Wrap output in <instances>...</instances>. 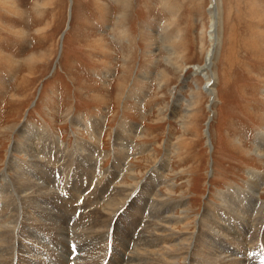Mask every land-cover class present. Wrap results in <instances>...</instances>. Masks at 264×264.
<instances>
[{
    "label": "rangeland",
    "instance_id": "rangeland-1",
    "mask_svg": "<svg viewBox=\"0 0 264 264\" xmlns=\"http://www.w3.org/2000/svg\"><path fill=\"white\" fill-rule=\"evenodd\" d=\"M211 5V0H0V178L10 157L17 164L28 159L26 140L39 155H47L53 141L66 147L63 156L71 159L64 182L68 194L61 189L59 198H77L78 215L89 195L86 204L92 205L82 206L84 216H98L114 197L110 176L116 159L129 167L118 174L122 184L144 185L161 164L158 173L173 192L167 194L166 183L154 189L171 203H184L172 213H184L191 231L205 203L220 206L219 194L247 190L251 173L264 174V146L255 150L258 136H264V0H220L219 46L209 71L202 65L211 47ZM86 143L102 154L96 162L95 156L85 161L78 156L88 152L80 145ZM95 172L101 173L97 180ZM137 187L114 208L111 222L118 229L123 225L118 216H140L148 201L150 193ZM260 187L256 197L264 200V184ZM46 207L74 216L66 206L61 213L55 202ZM211 208L227 219L218 221H224L228 238L209 229L214 241L224 244L222 253L231 256L239 246L245 264H264L255 251L264 247V214L248 229L250 222L232 207ZM143 210L141 215L147 213ZM112 228L107 229L109 248ZM29 231L51 239L40 228ZM68 238L63 235L46 248L79 258L87 239L80 247ZM67 246L65 255L61 249ZM252 254L257 263L249 262Z\"/></svg>",
    "mask_w": 264,
    "mask_h": 264
},
{
    "label": "bare ground",
    "instance_id": "bare-ground-1",
    "mask_svg": "<svg viewBox=\"0 0 264 264\" xmlns=\"http://www.w3.org/2000/svg\"><path fill=\"white\" fill-rule=\"evenodd\" d=\"M211 2V10H209L210 29L212 33L210 37L211 47H209L206 59L202 65V68L209 71L213 65V57L216 53V48L219 46L217 30L219 19L221 18L220 0H211ZM63 33L61 34V37L63 36ZM212 80H214V78H212ZM212 80L210 79V81ZM210 81L207 83V86L210 90L212 100L214 93L212 88L209 87L211 86ZM95 125H97V123H95ZM258 137L257 139L259 141L257 140V147L255 150L259 152L260 147L264 146V136L261 134V136ZM44 139L47 143L50 141L48 136ZM50 145L48 146L49 152L47 151V155H39L36 154L34 150L35 148L30 146V142L26 140L24 147L28 148V150H25L24 152L28 159L23 163L17 164L10 160V157L4 173L1 174L0 181L4 182L0 183V213L5 212V216H0V264H14L13 258L15 259V264H99L101 259H108L106 264H245V262H248L247 260L243 261L244 256L241 254L242 252L238 245L236 253L231 256L222 253L220 245L224 244L215 242L213 238L214 232L211 233V230L209 229H213L214 231H217L219 235L221 234L224 237H227V233L225 232L227 227L222 224L227 219L221 215L220 211L216 213L211 207H220L221 211L224 212L225 207H232L238 218H247L250 222L247 226L248 229H251V223H253V228L257 227L256 224L259 222L258 219L260 218L258 216H263L264 214V200H259L256 197V192L261 188L260 186L264 184V174H258L256 173L257 171L251 173L250 179L247 182V190L235 189V192L227 190V192L219 194V199L221 201L219 204L220 206H213L205 203L204 214L199 218L197 217V225L195 229H193L194 231H191L188 230L187 222L184 221L187 220L184 213L180 216L172 213L175 206H182L184 203L182 201L179 202V200L176 203H171L172 201L170 202L168 197H165L164 194L159 193L158 190L154 189V186L165 184L167 182L166 180L161 179V174L158 173V170H161L163 165L158 164L155 169L152 168L149 172V174H151L149 177L150 180L148 179L149 182H145L144 185H141L138 181H135L132 184H122L119 183L121 181H119L120 178L118 177V174L124 170H129L128 164H120L122 158L116 159V170L112 171L115 167L111 170L112 175L110 176V182H112V179L114 178L115 180L112 183L115 182V185L113 186L112 193L108 192V194H114V197H110L111 199L107 197L109 201L106 202V207H104L107 209V212H105L106 210L103 213L98 212V216H87L90 215V213L87 212L86 216H84L85 210H83V208L87 206V209H89L92 205L86 204V201L89 200L88 197H90L88 195L83 199L84 204L80 206V213L75 215V210L79 207L76 205L77 198L71 196L66 201H63L60 199V192H58L62 189L65 195L67 193L64 189V182L65 178L68 176V170H70L69 164L71 159L68 161L63 156L64 152H66V147L63 148L61 146H56L53 141H50ZM80 145L82 149L88 151L86 155H82L83 153L81 152L83 150L80 151L78 156L81 157V160L85 161V158L91 160L93 159L92 156H95L96 158H94V160L96 162V160L102 155L98 153L99 151L96 152L89 144H87V146L84 145L85 148H83V144ZM53 148H56L55 152H53ZM17 150L16 147H11V151L14 152ZM121 152L123 153V151ZM93 170L94 168L91 172H93ZM85 171L84 175H86ZM99 175L101 176V173L95 172L94 178L97 180ZM105 175L107 176V174ZM148 183L151 184L149 185V189L145 187ZM98 184H100V182ZM138 184L141 185L139 188L137 187ZM87 186H89V184ZM136 187L142 191L144 190L145 193H150L147 198L148 201L141 208L140 216H118L117 219L121 222L119 224L122 225L123 223L120 229H118L115 222H111V218H113V214L116 212L115 210H117L120 204L122 205L124 204L123 202H126V198L135 191ZM164 187L167 194L173 192V185L167 184L164 185ZM231 188L233 189V187ZM62 197L64 196L62 195ZM65 197L68 198L69 196L67 195ZM233 198L236 200H233ZM49 202H55V204L59 206L58 209L61 213L65 209V206L67 207L66 211L68 212L71 208L70 213L74 212V216H59L54 214V211H52L53 209H47L46 207V203L48 204ZM241 202H244L247 206L251 207L248 208L243 206ZM68 203H70V207H68ZM93 206H95V204H93ZM116 206L118 207L114 209ZM144 207L147 209V213L144 212L145 214L141 215V213L145 211L143 210ZM108 209H111V214L110 211L108 212ZM39 212H42L45 216H41ZM156 212H158L160 216H155ZM32 214L33 216H31ZM217 215L219 216L216 217ZM128 218L129 220H127ZM218 219L224 221L219 222ZM68 222L73 228L67 230L65 227L66 225L69 227ZM111 224H113V239L111 242L112 251L109 256H107V249H109V245L106 243L108 242L107 234L109 235L110 233V230L108 233L107 229ZM179 225L181 226L179 227ZM32 227L40 228L45 231L51 238L48 239L43 236L44 239L49 240H46L48 243H46V241L44 242V239L40 240V236L29 231ZM17 230H19V233H17ZM63 235H67V237L73 239L71 241H74L75 243L77 242L80 247V243L82 242L83 244V241H86L87 239V243H84L86 246L84 248L81 247V255H79L81 261H77V259H79L77 258L78 254L76 256L70 254L68 257H61L58 252L55 253L52 249H49L50 247L46 248V244H56L57 240L60 237H63ZM100 235H102V237L97 240ZM86 236L88 238H86ZM207 239H209L208 242ZM235 239L237 238L235 237ZM237 242L235 243L237 244ZM242 243L243 241L241 240L239 245H244V243ZM244 246H246V243ZM77 248L80 250L79 247ZM61 250L65 252V255L69 254L68 246ZM72 251H74V249L71 250V252ZM115 254H117V256ZM41 255H47L48 258L43 259L44 257ZM124 255H126V259L124 258ZM17 260L22 262L18 263Z\"/></svg>",
    "mask_w": 264,
    "mask_h": 264
},
{
    "label": "water",
    "instance_id": "water-1",
    "mask_svg": "<svg viewBox=\"0 0 264 264\" xmlns=\"http://www.w3.org/2000/svg\"><path fill=\"white\" fill-rule=\"evenodd\" d=\"M69 4H70V0H69ZM67 21H68V19H67ZM67 26H68V24H67V22H66V26H65V28H67ZM63 33V32H62Z\"/></svg>",
    "mask_w": 264,
    "mask_h": 264
}]
</instances>
